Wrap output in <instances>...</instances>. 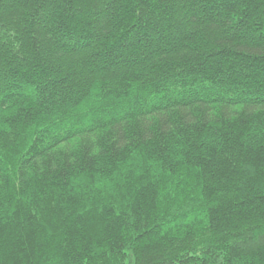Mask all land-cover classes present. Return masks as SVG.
I'll list each match as a JSON object with an SVG mask.
<instances>
[{"label": "trees", "instance_id": "1", "mask_svg": "<svg viewBox=\"0 0 264 264\" xmlns=\"http://www.w3.org/2000/svg\"><path fill=\"white\" fill-rule=\"evenodd\" d=\"M0 264H264V0H0Z\"/></svg>", "mask_w": 264, "mask_h": 264}]
</instances>
